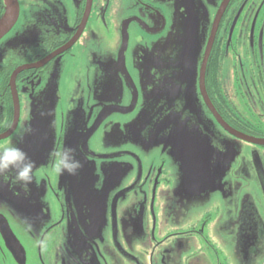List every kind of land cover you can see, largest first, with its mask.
<instances>
[{
	"label": "flooded vegetation",
	"instance_id": "obj_1",
	"mask_svg": "<svg viewBox=\"0 0 264 264\" xmlns=\"http://www.w3.org/2000/svg\"><path fill=\"white\" fill-rule=\"evenodd\" d=\"M17 1L18 18L0 39V141L16 135L36 98L46 102L40 107L57 103L56 91H44L57 65L65 74L74 70L72 81L61 83L72 104L63 108L64 116L75 106L96 107L90 105L98 83L93 78H101L113 60L119 73L128 68L136 81H127L132 91L119 107L129 142L120 155L128 159L114 160L119 167L111 173L108 160L103 178L70 181L67 188L63 174L34 178L27 191L10 179L0 181V264H175L177 251L197 237L222 264L210 233L231 231L240 264H264V143L236 134L264 142V0H198L180 36L160 19L165 10L146 0L134 1L151 20L133 15L125 0H30L24 8ZM32 8L39 10L35 17L29 16ZM5 11L0 0V19ZM31 27L26 56L17 61L7 54L10 36ZM104 34L115 40L119 34L122 59L113 57L110 46L99 51ZM176 38L186 53H171ZM100 54L102 60H95ZM148 103L153 119L168 122L165 132L184 135L181 142L149 146L133 139L132 126ZM140 127L135 124L136 132ZM56 140L62 150L66 137ZM177 142L211 156L196 187L206 179L208 186L194 193L197 188L182 181L181 200L168 170Z\"/></svg>",
	"mask_w": 264,
	"mask_h": 264
},
{
	"label": "rangeland",
	"instance_id": "obj_2",
	"mask_svg": "<svg viewBox=\"0 0 264 264\" xmlns=\"http://www.w3.org/2000/svg\"><path fill=\"white\" fill-rule=\"evenodd\" d=\"M33 1V0H31ZM49 1V0H48ZM51 1V0H50ZM65 1V0H64ZM151 4L161 6L166 16L160 15L161 20L167 19L171 22L172 27L179 31V36L183 33V23L184 17L189 12L191 16L196 13L197 7L199 4L198 0H146ZM126 8L133 9L137 18L146 17L148 20L150 13H147L143 8L134 0H125ZM30 3V0H22V7H26ZM39 10L37 8H32L29 16L35 17L36 13ZM189 16V15H188ZM40 26V25H39ZM38 27V26H37ZM36 32L41 34V28H36ZM101 34L106 33L104 28H100ZM10 39L11 45L9 49L10 52L7 53L9 56L14 58L17 61H23L26 53H24L29 44L25 39L33 37L32 27L27 29L23 28L20 31L14 32ZM105 38V39H102ZM119 34L115 39H110L109 35L100 37L101 48L99 51L105 52L110 46V49L114 53H111L113 57H119L122 59L123 53L119 52ZM104 41V42H103ZM22 44L25 45L24 48H19ZM97 45V42L93 44ZM97 48H95L96 50ZM171 53H186L187 49L183 44L182 39L176 38V43L174 46H171ZM1 51V49H0ZM96 52V51H95ZM98 53V52H96ZM135 54V53H133ZM130 55V53H129ZM116 59V58H115ZM95 60H102L101 54L98 55V58ZM114 61V60H113ZM107 66L105 69H101L103 76L97 78L95 76L93 80H97L98 83L93 89L94 102H91L90 105L95 103L96 107L87 111L85 108L79 106L73 107L74 110L70 111L66 116L63 115L65 108L69 103L66 98L68 97L65 94V86L61 87L62 82L72 81L74 70H69L64 73V67L62 65H57L48 79V83L45 85L44 91H50L53 87L56 89V101L54 107V114H48L50 109L48 106L40 107L39 104L46 103L44 98L41 96L36 98V103L31 107L30 117L27 121L19 127L16 135L10 140L0 141V145L7 144L8 142H16L18 135L26 128H31L29 134L24 135L23 142L19 143V147L22 148L27 155L35 162V168L33 171L34 178H48L54 179L58 178L54 170V165L50 159V154L54 153L56 150L57 137L60 134H64L66 137L65 146L71 147L76 150L77 158L82 162L83 167L79 170L77 175H68L67 173L63 174L65 178V187H69L71 182L75 184H87L91 179L103 178L104 177V163L108 160L111 163L112 169H109V173L116 167H119V164L116 166L113 165V161H121L123 159H128L126 156L120 155L121 150H124L126 146H129V142H125V131L122 126V115L119 112V107L121 100L127 94L128 89L132 91L129 87L128 82L132 81L135 83L136 77L134 73L130 72L126 68L127 72L119 73V69L114 68V62ZM91 65V63H88ZM102 65V63H101ZM91 68H89L90 70ZM100 70V72H101ZM52 79V85H50V80ZM128 81V82H127ZM86 93V91H84ZM131 94V93H130ZM85 97V96H84ZM61 102V103H60ZM59 104H61V109L59 110ZM57 108V109H56ZM44 113L48 115L44 117ZM60 113L62 114L60 116ZM5 117L0 118V124L3 123ZM105 120V122H104ZM158 119L156 121V132L159 135L165 134V131L168 128V122ZM171 125V123L169 124ZM136 131V129L133 128ZM178 133H171L170 135L176 138ZM68 137H71L68 141ZM180 142L182 141V136L180 137ZM262 140V139H261ZM264 140V139H263ZM177 142L175 147L174 160H172L171 166L169 165V171L174 172L173 183L175 186L174 194L175 199H179L180 195H183V183L192 185L194 193H199L202 188L207 185V179L203 181L201 187H196L198 183L201 182V178L205 175L204 167H207V164L211 160L209 152L200 150L197 146L194 150L183 149L184 144ZM199 146V145H198ZM201 146V145H200ZM203 149V146H201ZM180 162L181 167L177 166L176 163ZM185 173L186 176H182V173ZM135 172H132L129 175L130 180L135 177ZM180 174V176H178ZM115 176V173L114 175ZM179 177V178H178ZM71 181V182H70ZM189 182V183H186ZM50 190V186L48 187ZM49 190L46 194L49 193ZM81 192V191H78ZM48 197V196H47ZM182 198V197H181ZM180 198V200H181ZM43 196L41 200H44ZM30 225H34L30 222V218L27 217ZM221 223L220 219L216 221V226H219ZM22 225V224H20ZM214 230V229H213ZM216 230H214L215 232ZM218 232V231H217ZM210 236L213 241L218 242L219 252L222 258V264H240L238 251L234 245L235 236L234 233H210ZM179 249V248H178ZM178 255L176 256L175 264H187L189 259H198L199 264H215V253L206 245L204 239L196 238L193 242H187L186 247L177 251ZM200 259V260H199Z\"/></svg>",
	"mask_w": 264,
	"mask_h": 264
},
{
	"label": "clouds",
	"instance_id": "obj_3",
	"mask_svg": "<svg viewBox=\"0 0 264 264\" xmlns=\"http://www.w3.org/2000/svg\"><path fill=\"white\" fill-rule=\"evenodd\" d=\"M31 128L24 129L17 137L16 142L0 145V181L11 180L24 190L34 182L33 171L35 162L19 147L24 135L29 134ZM54 170L57 174L77 175L83 167L76 156V150L65 146L62 150L50 154Z\"/></svg>",
	"mask_w": 264,
	"mask_h": 264
},
{
	"label": "water",
	"instance_id": "obj_4",
	"mask_svg": "<svg viewBox=\"0 0 264 264\" xmlns=\"http://www.w3.org/2000/svg\"><path fill=\"white\" fill-rule=\"evenodd\" d=\"M6 3V11L4 16L0 19V39L10 30V28L14 25V23L16 22L18 15H19V5H18V1L17 0H5ZM54 77V73L52 74V78ZM52 79L50 80V85H52ZM53 86V85H52ZM52 91L55 92L56 89L55 87L52 88ZM148 93V92H147ZM148 99H152L153 96L151 93H148L147 95ZM55 100V98H54ZM16 107H17V103H16ZM54 107L55 105H51L49 106L50 112L48 114L53 113L54 114ZM152 108L153 105L151 103H148L147 105H145L144 110L141 112V114L139 115V117L137 118L136 123H134V125L132 126L131 129V135L133 136V139L135 138H141L143 140L144 143H147L149 146H155L158 144H168L167 142H169V140H171L172 138H174L173 136L170 135V133L165 132V134L163 135H159L155 128H154V124L158 119H153L152 118ZM17 112V111H16ZM47 113H44V117H46L48 115ZM166 121V120H163ZM161 121V122H163ZM135 124H137V126H140V130L139 132H136L134 129L135 128ZM238 134L239 137L246 139V140H252L255 142H259V143H264L263 141H258L255 139H252L250 137H246L245 135ZM179 135L177 134L175 139H179ZM184 136V135H183ZM182 136V137H183ZM4 138V137H1ZM0 138V139H1ZM71 137H68L67 141L70 139ZM176 144H174L175 146Z\"/></svg>",
	"mask_w": 264,
	"mask_h": 264
}]
</instances>
